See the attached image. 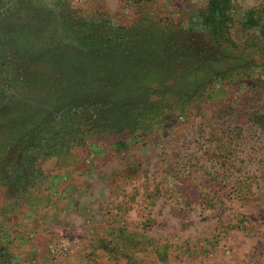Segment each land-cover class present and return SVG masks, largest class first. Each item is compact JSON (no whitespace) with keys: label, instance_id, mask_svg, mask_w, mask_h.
Segmentation results:
<instances>
[{"label":"trees","instance_id":"obj_1","mask_svg":"<svg viewBox=\"0 0 264 264\" xmlns=\"http://www.w3.org/2000/svg\"><path fill=\"white\" fill-rule=\"evenodd\" d=\"M236 11L232 0H207L196 33L170 20L115 25L70 0H0V188L9 199L0 264H26L13 252L25 233L5 209L36 188L50 197L56 178H46L43 159L67 163L77 147L116 153L131 137L190 113L202 123L194 138L212 144L218 165L253 159L264 137V20L253 8L236 20ZM243 81L254 94L239 114L228 102ZM204 120H213L212 134ZM209 174L215 185L216 171Z\"/></svg>","mask_w":264,"mask_h":264},{"label":"rangeland","instance_id":"obj_2","mask_svg":"<svg viewBox=\"0 0 264 264\" xmlns=\"http://www.w3.org/2000/svg\"><path fill=\"white\" fill-rule=\"evenodd\" d=\"M206 1L70 0L83 14L102 12L115 25L170 20L196 33ZM232 2L236 20H245L250 8L264 20V0ZM237 85L228 103L241 114L254 93L247 82ZM258 104L264 110V97ZM198 120L191 113L179 116L131 137L116 153L77 147L67 163L43 159L46 178H56L50 197L36 188L35 197L5 209L25 233L13 252L26 264H264V137L253 159L239 155L243 162L231 165L230 158L220 166L211 143L194 138L202 127ZM212 121L204 120L210 134ZM213 170L215 185L208 176ZM8 203L0 188V214Z\"/></svg>","mask_w":264,"mask_h":264}]
</instances>
